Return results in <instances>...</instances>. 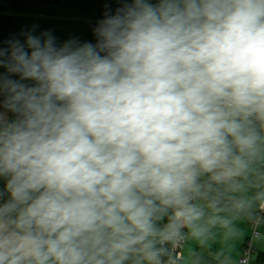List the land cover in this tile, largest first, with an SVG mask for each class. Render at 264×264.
Returning <instances> with one entry per match:
<instances>
[{"label": "clouds", "instance_id": "1", "mask_svg": "<svg viewBox=\"0 0 264 264\" xmlns=\"http://www.w3.org/2000/svg\"><path fill=\"white\" fill-rule=\"evenodd\" d=\"M115 2L95 44L0 49L19 76L0 75V264H158L204 215L198 176H237L257 151L264 0Z\"/></svg>", "mask_w": 264, "mask_h": 264}, {"label": "crops", "instance_id": "2", "mask_svg": "<svg viewBox=\"0 0 264 264\" xmlns=\"http://www.w3.org/2000/svg\"><path fill=\"white\" fill-rule=\"evenodd\" d=\"M0 114L9 118L3 112ZM254 117L250 118L248 127L254 129L259 138L255 154H243L247 168L241 174L219 182L212 179V173L198 176L195 205L203 209L204 215L193 226H187V241L178 264H238L241 246L251 233L250 218L264 195V125L259 127ZM234 152L241 155L238 149L234 148ZM5 184L6 180L0 178V190ZM8 198L5 192L0 203ZM258 230L251 264H257V254L264 253V221L259 223ZM139 262L148 264L141 258Z\"/></svg>", "mask_w": 264, "mask_h": 264}, {"label": "trees", "instance_id": "3", "mask_svg": "<svg viewBox=\"0 0 264 264\" xmlns=\"http://www.w3.org/2000/svg\"><path fill=\"white\" fill-rule=\"evenodd\" d=\"M119 4L115 0H58L57 3L45 0H0V49L9 53L12 50L10 42L19 41L25 45L28 35L46 39L42 34L48 33L54 38L57 47L70 41H76L82 45L86 42L96 43L95 28L98 22L104 18L106 11L114 13ZM3 59L7 60L5 56ZM0 75L10 76L13 80H19L18 75L8 73L7 69L0 67ZM25 84L34 83L31 80L23 81ZM3 96H0V101ZM0 112L12 118V113L0 104ZM254 122L262 128V123L256 117ZM173 210L168 209L163 218L157 221L159 228H164L169 223ZM160 249L159 259H164L167 249L156 244ZM140 258L134 256L125 264H140ZM257 264H264V253L256 256Z\"/></svg>", "mask_w": 264, "mask_h": 264}, {"label": "built area", "instance_id": "4", "mask_svg": "<svg viewBox=\"0 0 264 264\" xmlns=\"http://www.w3.org/2000/svg\"><path fill=\"white\" fill-rule=\"evenodd\" d=\"M192 199L190 203L195 205L196 194L193 190L191 193ZM264 221V195H262L256 205V209L250 218V224L252 226L250 235L244 240L241 246V253L238 258V264H251V257L256 252L254 240L259 235L258 225ZM187 225L179 228V231L175 233L171 239H167L162 243H158L159 246L167 249V254L164 259H160L158 264H178L182 259L183 247L187 241Z\"/></svg>", "mask_w": 264, "mask_h": 264}, {"label": "water", "instance_id": "5", "mask_svg": "<svg viewBox=\"0 0 264 264\" xmlns=\"http://www.w3.org/2000/svg\"><path fill=\"white\" fill-rule=\"evenodd\" d=\"M45 1L54 2V3L58 2V0H45Z\"/></svg>", "mask_w": 264, "mask_h": 264}, {"label": "rangeland", "instance_id": "6", "mask_svg": "<svg viewBox=\"0 0 264 264\" xmlns=\"http://www.w3.org/2000/svg\"><path fill=\"white\" fill-rule=\"evenodd\" d=\"M10 119V118H9Z\"/></svg>", "mask_w": 264, "mask_h": 264}]
</instances>
